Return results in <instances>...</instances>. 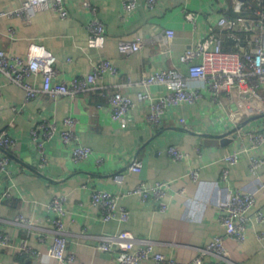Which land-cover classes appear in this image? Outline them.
Instances as JSON below:
<instances>
[{
  "label": "crops",
  "instance_id": "obj_1",
  "mask_svg": "<svg viewBox=\"0 0 264 264\" xmlns=\"http://www.w3.org/2000/svg\"><path fill=\"white\" fill-rule=\"evenodd\" d=\"M24 1L0 0V10L21 8ZM125 1L94 0L98 17L107 26L101 47L90 45L92 13L81 0L65 1L69 12L65 18L52 8L35 12L30 20L0 18V49L27 58L31 44L44 47L56 58L55 83L90 74L104 60L118 70L99 77V88L93 92L75 98L45 94L31 101L21 87L1 77L6 86L0 97V134L6 131L15 145L10 151L0 149V154L11 156L15 174L12 181L4 176L0 182V234L10 239L8 245L0 243V264H60L50 252L55 236L50 204L58 196L66 197L68 251L84 264H121L120 252L100 249L103 236L121 231L152 240L156 251L177 264H195L197 258H202V264H264V219L258 218L264 214V165L256 175L251 172L252 157L264 159V144L254 147L252 138L255 130L264 129V86L259 89L261 99L251 94L244 97L250 109L236 117L237 92L170 107L161 127L149 121V101L138 103L125 128L110 116L109 95L114 92L137 101L142 92L160 98L172 90L168 83L144 84L145 76L167 71L188 77L189 66L182 56L204 41L208 28L222 38L225 49L247 51L248 44L225 36L218 24L222 4L238 22L240 14L234 11L233 0H188L185 4L161 0L155 9L149 8L147 0H139L132 13L125 12ZM185 6L195 14V27L186 19ZM245 16L256 18L250 11ZM167 30L175 32L171 43L163 45L158 39L129 55L119 51L123 42L156 38ZM31 81L42 88L44 77L39 74ZM187 82L192 88L203 87L201 80ZM72 116L78 120L75 129L81 142L94 150L93 155L76 163L72 150L57 135L47 142L49 162L39 169L33 128L48 119L56 121L60 130L67 129L65 120ZM173 146L182 151L183 159H174ZM230 153L239 155L237 164L224 160ZM135 160L142 162L139 173L129 169ZM225 169L230 170L226 180ZM193 172H198L197 178ZM116 173L125 176L123 184L115 181ZM164 181L171 187L163 200L129 193L139 185L152 187ZM8 187L12 196L2 199ZM94 188L123 194L120 206L130 212L129 220H103L101 209L91 202ZM237 190L254 192L256 198L244 241L229 237L221 221V204ZM217 237L223 238V258L202 251ZM24 244L39 255L24 252Z\"/></svg>",
  "mask_w": 264,
  "mask_h": 264
},
{
  "label": "built area",
  "instance_id": "obj_2",
  "mask_svg": "<svg viewBox=\"0 0 264 264\" xmlns=\"http://www.w3.org/2000/svg\"><path fill=\"white\" fill-rule=\"evenodd\" d=\"M66 0H25L21 8L11 11H1L0 18L3 17H21L30 20L35 12L52 8L63 18L69 15L66 8ZM161 0H147V5L155 9ZM188 0H183L187 3ZM94 0H81L83 8L92 13V19L89 23L91 33L90 45L92 47H101L107 35L106 24L98 17L97 9L94 6ZM139 0H126L124 10L126 13H132L138 7ZM234 11L239 13L238 22L229 15L228 9L222 4V15L219 19V26L225 36L245 42L247 51H230L223 47L222 38L213 33V28H208L203 42L196 47L186 50L182 56V61L189 66V76L182 74H173L167 71H158L149 76H145L144 84H171L172 90L166 95L156 98L151 93L142 92L135 101L130 95L118 91L109 95L110 116L113 121L121 123L122 127H127L128 116L130 112L137 107L138 103L150 102L151 113L149 121L154 127H161L166 111L170 107L180 106L182 104H195L207 95L216 100L222 94L232 95L237 92L240 96L238 102L237 115H243L250 108L245 102L244 97L251 94L260 98L259 89L264 86V0H233ZM187 21L196 26L195 14L183 7ZM251 12L256 15L255 19L245 16V12ZM239 23V27H237ZM175 37L173 30H167L164 34L156 38H137L135 41L123 42L119 46L122 54L129 55L140 51L148 44L154 43L158 39L163 45L171 43ZM249 46V49H248ZM55 56L38 44H31L27 58L10 56L0 49V97L4 93L5 83L1 77H5L11 83L21 87L26 93V100H35L41 95L51 97L68 96L75 98L80 94H86L97 90V79L103 77L106 72L117 73V67L110 61L104 60L94 67V71L87 75H79L69 82L55 83V77L58 70L55 67ZM42 74L44 84L38 88L32 83L33 76ZM201 80L203 87H189L187 80ZM67 129L60 130L54 120H45L38 124L32 130V138L35 148L39 152V169H43L49 162V155L46 152V144L55 136L59 135L63 143L72 150V156L76 163L87 161L94 153V150L81 142L75 127L78 123L77 118L68 117L65 120ZM252 135L253 146L258 147L264 144V129L255 130ZM15 145L14 138L4 131L0 134V149L10 151ZM170 153L174 159H183L184 154L177 147H171ZM224 160L230 165H235L239 161L237 153L226 154ZM11 156L9 154H0V182L4 176L12 181L15 169L11 168ZM264 165V159L252 157L251 172L257 174ZM131 172L139 173L142 171V162L135 160L129 167ZM14 171V172H12ZM230 173L225 169L223 176L225 180ZM195 178L198 172H193ZM118 184H123L125 176L121 173L114 175ZM171 187L170 182H158L152 187L142 184L137 186L129 193L142 194L144 198L154 197L163 200L167 190ZM12 196L11 188L2 195V199ZM123 194L110 192L107 190L94 188L91 193V202L94 206L101 209L102 219L105 221L119 220L127 222L130 218V212L123 206H120V200ZM66 197L58 196L50 204V209L54 217L50 219L54 226V241L51 245V255L56 258L60 264H84L76 254L68 251L69 237L64 224L66 214ZM256 205L254 192H245L242 190L234 191L226 202L221 204V221L227 228L228 236L244 241L247 237V227L251 222L250 211ZM258 218L263 220L264 214H258ZM0 243L8 245L10 239L8 236L0 234ZM100 249L108 252H120L121 264H143L146 261H153L154 264H177V262L163 253L156 251V244L152 240L138 238L130 231H121L117 234H110L101 238ZM23 251L38 256L39 253L32 250L27 244L23 245ZM203 253H211L220 258L224 257L225 245L222 237H217L211 242ZM202 258H197L195 264H202Z\"/></svg>",
  "mask_w": 264,
  "mask_h": 264
}]
</instances>
